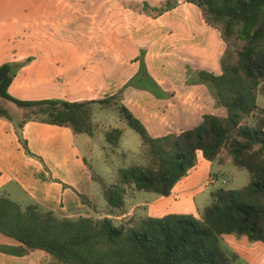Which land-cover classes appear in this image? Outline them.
<instances>
[{"label": "trees", "instance_id": "obj_1", "mask_svg": "<svg viewBox=\"0 0 264 264\" xmlns=\"http://www.w3.org/2000/svg\"><path fill=\"white\" fill-rule=\"evenodd\" d=\"M189 2L201 9L206 24L221 30L224 40L237 35L245 41L236 60L225 51L220 75L200 72V78L215 90L218 105L226 109L225 117L206 114L192 129L154 138L118 94L83 102L13 98L9 88L16 67L11 64L0 65V117L12 119L5 104L12 102L26 110L19 128L33 119L93 136L94 104L119 108L128 126L141 135L152 159L146 166L121 170L119 183L104 188L109 215L125 208L129 188L171 195L196 165L199 152L215 160L227 149L234 165L250 173V183L213 191L212 203L201 219L170 214L140 222L130 218L120 224L110 217L59 218L36 203L23 206L0 195V234L19 243L5 252L22 258L42 251L53 264H236L238 256L229 255L222 246L224 235L264 243V109L258 99L264 82V0ZM122 135V130L113 129L106 139L117 147ZM21 143L29 152L27 141Z\"/></svg>", "mask_w": 264, "mask_h": 264}, {"label": "rangeland", "instance_id": "obj_2", "mask_svg": "<svg viewBox=\"0 0 264 264\" xmlns=\"http://www.w3.org/2000/svg\"><path fill=\"white\" fill-rule=\"evenodd\" d=\"M0 1L3 2L0 5L2 30L17 32L24 37L28 30L26 15L21 11L24 7L18 3L24 0ZM80 1V6L66 9L65 38H59L56 42L46 41L45 45L53 47L64 41L66 49L77 45H93L99 49L112 46L113 54L108 51L98 55L97 59H107L109 64L114 65L113 77L107 85L97 79L95 72L90 70L95 60L86 62L85 72L74 74L80 62L78 56L71 52L72 60L66 64V78L52 89L43 86L26 90L19 74L23 65L15 66V83L12 91H9L13 98L27 101H98L118 94L122 103L141 120L151 137L174 135L194 128L205 114L227 115L226 109L218 105L215 90L200 78V72L221 73L223 51L232 52L236 60L238 52L245 45L244 40L237 35L224 40L221 30L206 25L201 9L189 0ZM71 9L81 17L76 18L69 13ZM155 42H161L163 46L154 47ZM10 61L12 54L7 53L5 48L0 49V63L10 64ZM164 83L170 87H164ZM207 94L213 100V111L207 103ZM258 99L260 107L264 109V82L259 89ZM92 113L95 135L94 148L89 150L91 152L83 144V136L75 135L70 129L62 131L66 132V136L56 133L48 135L50 139L61 140L64 143L61 144L62 148L67 147L62 153L71 159H67L64 170L70 175L71 172H84L82 181L97 198L98 209L104 211L101 215H105L108 204L104 198V188L119 183L121 170L146 166L152 158L141 135L128 126L119 108H107L96 103ZM247 122L250 123L251 119ZM113 129L123 131L117 147L106 139V133ZM76 152L86 157L88 162L84 163L82 158L76 160ZM250 181V173L234 165L227 149L215 160L206 159L199 152L196 165L177 182L171 195L162 196L129 188L125 195L126 209L123 211L132 210L135 222L170 214H185L201 219L204 209L212 203L213 191L221 188L240 189ZM14 201L18 202L17 199ZM113 220L117 224L127 223L129 217L122 221ZM17 246L18 242L0 234L2 250ZM222 246L229 255L238 256L236 264H264V243L251 242L246 236L232 234L222 237ZM0 264L53 263L42 251L19 258L4 250L0 251Z\"/></svg>", "mask_w": 264, "mask_h": 264}, {"label": "crops", "instance_id": "obj_3", "mask_svg": "<svg viewBox=\"0 0 264 264\" xmlns=\"http://www.w3.org/2000/svg\"><path fill=\"white\" fill-rule=\"evenodd\" d=\"M18 3L20 7H24L21 11L26 15L28 30L25 36L22 37L17 32L3 31L0 22V49L5 48L7 53L12 54L11 65H23L19 74H21L22 86L26 90L43 86H49L52 89L53 86H57L60 80L66 78V64L72 60L71 52L78 56L80 62L77 63L74 74H81L83 70L85 72L86 62L95 60L96 63L90 70L95 72L97 79L107 85V82L115 73L114 65L109 64L107 59L97 58H99L98 55L108 51L113 54L112 46H104L99 49L94 48L93 45L89 47L77 45L72 49H66L64 41L58 42L53 47L45 45L46 41L54 40L56 42L59 38H65L66 23L64 20L66 9L80 6L82 4L80 0H24ZM2 4L3 2L0 1V5ZM69 13L74 14L72 9ZM75 17L79 18L81 16L75 15ZM126 19L128 22L129 16ZM203 21L206 24L204 18ZM21 41H24V43H21ZM156 46H163V44L155 42L154 47ZM225 51L226 49L223 51L222 57ZM3 64L0 63V65ZM95 67L98 69L95 70ZM14 83L13 80L9 88L10 92ZM163 85L167 88L170 87L167 83ZM206 98L213 111V100L208 94ZM5 104L12 119L0 117L1 196H6L13 201L17 199V203L23 206L36 203L42 208L52 211L59 218L77 219L86 217L102 219L110 217L119 221L128 217L129 219L133 218L134 212L132 210L123 211L126 206L124 209L116 210L113 215H109V211H105L107 214L101 215L104 211L98 209L97 198L82 181L84 172L78 171L77 174L71 172L70 175L64 170L67 159H71L68 158V155L65 156L62 153V151L67 150V147L62 148L63 145L61 144L64 143L61 140L50 139L48 134L56 133L59 136H66V132L62 133V131H69L68 129H70L73 132L71 128L33 119L19 128L18 125L23 120L26 110L17 107L12 102H6ZM135 117L138 118L136 115ZM75 135L83 136L81 139L88 151L94 148L93 137L95 133L93 136L88 134ZM21 139L27 141L30 153L24 149ZM54 151H56L55 154ZM74 155L76 160L80 161L82 158L84 163L88 162L87 158L82 157L79 153L76 152ZM211 181L214 183V179Z\"/></svg>", "mask_w": 264, "mask_h": 264}]
</instances>
